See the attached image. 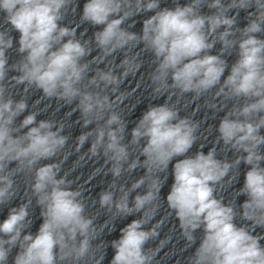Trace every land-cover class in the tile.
<instances>
[{
	"label": "clouds",
	"instance_id": "clouds-1",
	"mask_svg": "<svg viewBox=\"0 0 264 264\" xmlns=\"http://www.w3.org/2000/svg\"><path fill=\"white\" fill-rule=\"evenodd\" d=\"M69 3L70 0H0L5 22L20 33L17 51L22 54L19 61L8 65L6 50L13 46V39L8 32L0 31V205H6L14 196V175L34 172L31 191L43 218L36 234L22 235L31 224L25 225L31 200L9 210L7 218L0 222V264H7L10 252L17 246L14 264H102L104 259V255H96L99 245L93 241L97 239V229L94 220L84 214L82 191L70 187L72 181L67 174L59 176V163L37 167L41 160L51 159L64 149L68 140L62 134L65 126L50 120L37 121L35 112L15 124L16 118L28 109V103L23 98L14 100L6 96L4 81L9 68L19 73L11 80L25 85V92L34 86L47 98L67 104L77 102L81 126H96L76 138V151L91 137L90 156L102 152L105 163H111L109 172L114 179L109 187L120 193L117 197L116 191H101L100 206L109 210L114 207L124 217L142 213L140 219L120 230L119 239L111 242L115 250L111 264H152L156 251L145 250V245L158 236L160 225L158 222L147 229L144 226L158 207L156 201L162 187L159 174L166 173L177 157L184 158L175 159L173 164L174 182L166 198L168 207L179 221L186 246L195 242L197 230H203L201 243L188 258V264H264V246L259 243L264 236L252 235L249 225L238 227L234 223L237 209L215 195L216 185L234 165L238 167L241 161L249 165L239 190L240 195L247 197L239 206V215L250 221L252 228H264V153L259 151L264 145V135L260 134L264 128V39L256 35L264 33V0H228L226 4L223 0H190L174 9H161L160 0H87L80 19L104 27L94 33L93 40L83 43L76 38L75 27L59 23L64 19L62 9ZM204 5L215 12L201 14ZM249 8L255 11L249 12L248 24L234 27L236 18L229 17L228 11ZM142 12H154L143 20L142 34L122 27ZM93 42L101 53L93 58L97 63L126 49L130 43H142L155 57L153 91L173 87L181 93H194L195 97L220 84L227 67L220 55L208 54L214 45L219 42L222 50L236 49L238 59L216 96L244 98L245 103L234 105L231 112L225 113L217 132L224 145L246 155H238L233 162L222 161L216 158L213 147L207 154L198 151L194 156H186L198 139L199 123L181 117L177 109L165 103L150 105L131 130V144L146 141L140 149L145 159L141 162L135 158L128 163V147L122 143L127 122L115 106L125 98L124 93L117 94L119 85L129 75H135L141 64L136 56L125 53L117 65L122 69L119 75L111 68H98L85 84L90 64L81 61L91 53ZM109 88L115 94L114 100L105 92ZM12 162L16 164L14 169L9 168ZM125 164L129 172L139 167L146 169L145 175L128 189L116 184ZM166 179L165 176L163 180ZM146 180V192L135 195L130 206V192L145 186Z\"/></svg>",
	"mask_w": 264,
	"mask_h": 264
}]
</instances>
